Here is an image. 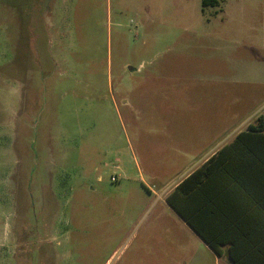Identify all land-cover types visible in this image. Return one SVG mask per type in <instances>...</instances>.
I'll return each mask as SVG.
<instances>
[{
  "label": "rangeland",
  "instance_id": "374dc122",
  "mask_svg": "<svg viewBox=\"0 0 264 264\" xmlns=\"http://www.w3.org/2000/svg\"><path fill=\"white\" fill-rule=\"evenodd\" d=\"M220 1L0 0V264H227L158 197L180 160L145 79L222 36L264 58V0Z\"/></svg>",
  "mask_w": 264,
  "mask_h": 264
},
{
  "label": "crops",
  "instance_id": "0c3cea01",
  "mask_svg": "<svg viewBox=\"0 0 264 264\" xmlns=\"http://www.w3.org/2000/svg\"><path fill=\"white\" fill-rule=\"evenodd\" d=\"M183 43L187 50L194 41ZM207 44L218 57H209L213 63L201 64L200 72L193 70L194 62L188 59L192 53L189 56L182 50L183 55L178 52L161 60L155 72L145 77L169 83L168 93L160 94L154 108L162 112L164 127L174 137L171 142L178 145L174 158L180 160L170 179L160 182L158 197L210 247L167 201L169 194L202 168L201 175L184 183L172 200L210 237L225 241L219 245L221 254L210 248L227 264H233V247L247 264H264V167L252 165L251 153L227 152L213 161L221 149L264 114V94L260 99L258 94V85L264 88V58L242 56L228 68L224 56L232 54L226 51L229 40L222 36L220 41ZM175 49L168 47L170 51ZM227 82L242 84L247 91L236 92L229 87L232 92L226 94Z\"/></svg>",
  "mask_w": 264,
  "mask_h": 264
},
{
  "label": "trees",
  "instance_id": "16d2710c",
  "mask_svg": "<svg viewBox=\"0 0 264 264\" xmlns=\"http://www.w3.org/2000/svg\"><path fill=\"white\" fill-rule=\"evenodd\" d=\"M221 3L220 0H203V6L209 7V6H219ZM218 12V11H217ZM227 152H234V153H251L252 154V165L258 166V167H264V114L259 116L256 121L252 124H250L247 129L241 131L235 138L232 143L229 145H226L215 158L213 157V161L220 159L222 155H224ZM212 164L209 162V164L206 166V168L210 169ZM202 168L197 170L195 173H193L188 179L183 181L181 185L177 187V189L167 196V201L169 204L175 208L181 214V216L201 235L205 242L217 253L221 254V249L219 247L220 244L225 243L220 238H217L216 236L210 237L207 232L200 228L198 225H196L192 218L188 217L186 213H184L178 204L172 200V195L177 194L179 192V189H182L184 183H188L195 178H198L201 175ZM206 172L205 174L208 175L209 172ZM234 247L231 249V257L233 259V264H247V259L244 257H239V255H236L234 252ZM246 259V260H245ZM262 260H264V257H261Z\"/></svg>",
  "mask_w": 264,
  "mask_h": 264
},
{
  "label": "built area",
  "instance_id": "2783aa9c",
  "mask_svg": "<svg viewBox=\"0 0 264 264\" xmlns=\"http://www.w3.org/2000/svg\"><path fill=\"white\" fill-rule=\"evenodd\" d=\"M112 181L117 182L118 181V177L116 175H113L112 176Z\"/></svg>",
  "mask_w": 264,
  "mask_h": 264
}]
</instances>
